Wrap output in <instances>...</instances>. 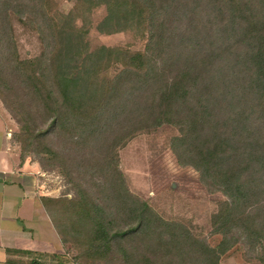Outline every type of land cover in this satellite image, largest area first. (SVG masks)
Wrapping results in <instances>:
<instances>
[{
	"label": "trees",
	"instance_id": "obj_1",
	"mask_svg": "<svg viewBox=\"0 0 264 264\" xmlns=\"http://www.w3.org/2000/svg\"><path fill=\"white\" fill-rule=\"evenodd\" d=\"M100 4L97 30L143 26L142 50L89 48L87 16ZM12 15L37 32V55L19 56ZM0 100L17 124L21 158L72 184L71 198L40 201L61 243L80 248L79 264L108 254L114 264H180L183 247L193 264H219L238 242L264 264V0H74L66 12L51 0H0ZM162 127L176 131L168 147L178 163L229 201L211 230L215 246L127 189L118 148ZM126 240H163L170 253L137 257Z\"/></svg>",
	"mask_w": 264,
	"mask_h": 264
},
{
	"label": "rangeland",
	"instance_id": "obj_2",
	"mask_svg": "<svg viewBox=\"0 0 264 264\" xmlns=\"http://www.w3.org/2000/svg\"><path fill=\"white\" fill-rule=\"evenodd\" d=\"M51 3L53 7L66 12L71 8L74 0H51ZM105 14L106 7L103 4L95 5L89 11L86 39L90 49L100 45L131 51L144 48L146 31L141 29L143 26L139 28L127 25L122 30L110 33L98 31L96 25ZM80 23V20H78L77 24ZM11 27L18 54L21 58L33 57L41 51L42 46L34 29L21 23L13 15L11 17ZM118 68V64H113L107 72L113 74ZM175 132L172 128L162 127L135 135L117 150L119 168L122 171L129 192L140 199L146 200L156 216L166 221L179 223L190 234L203 239L201 241L207 245L215 246L220 241V236L212 234L211 230L227 210L229 201L220 192L210 191L205 187L193 168L178 163L174 153L168 147V138ZM34 157L36 159V156ZM42 172L43 175L39 176V190L41 193H47V196L55 198L62 196L71 198L73 196L74 189L68 181L67 175H64L57 168L42 170ZM99 187L100 185L95 189L93 187L92 190L95 191ZM55 210L57 214L65 212L58 205H55ZM66 222V230L69 231V234L75 235L76 232H82L81 229L72 230L70 220L66 219ZM75 236L78 240H82V234H76ZM69 240L73 241L70 238ZM126 241L129 243L128 246L132 248L130 251L137 257H156L159 255L156 258L167 259L163 254L170 253L167 245L162 247L163 240ZM78 248L75 244L69 242L62 243L61 249L64 252L61 250V253H59L62 262L64 264H79L72 259L73 253L76 254L79 251L80 248ZM183 248L181 250L183 260L178 259L181 262L180 264H193V259H189L187 253H185L186 250L184 251ZM43 256L39 255L38 257L43 259ZM109 256L110 254L106 258L86 256L82 258L83 262L81 264H114L109 262ZM219 264H259V261L255 257V252L250 251L238 242L220 256Z\"/></svg>",
	"mask_w": 264,
	"mask_h": 264
},
{
	"label": "crops",
	"instance_id": "obj_3",
	"mask_svg": "<svg viewBox=\"0 0 264 264\" xmlns=\"http://www.w3.org/2000/svg\"><path fill=\"white\" fill-rule=\"evenodd\" d=\"M0 104V264L54 263L62 243L40 201L48 195L39 190L43 172L36 160L21 158L17 124Z\"/></svg>",
	"mask_w": 264,
	"mask_h": 264
}]
</instances>
